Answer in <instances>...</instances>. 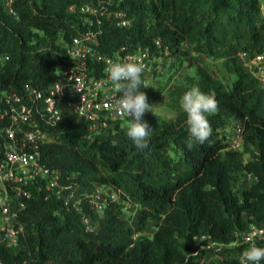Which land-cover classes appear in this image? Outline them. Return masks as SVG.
Returning <instances> with one entry per match:
<instances>
[{
  "label": "trees",
  "instance_id": "1",
  "mask_svg": "<svg viewBox=\"0 0 264 264\" xmlns=\"http://www.w3.org/2000/svg\"><path fill=\"white\" fill-rule=\"evenodd\" d=\"M5 1L0 0V56L5 57L0 92H19L23 86L43 90L68 66L65 44L87 27L83 16L67 8L98 0H10L11 13ZM114 4L107 12L122 11L128 25L117 28L102 18L98 52L140 47L162 56L166 50L171 72L158 87L173 117L158 121L150 149L139 152L125 131L89 140L83 124L64 116L55 128V142L41 147L40 161L60 172L81 212L32 194L20 216L24 235L19 248H0L1 264H201L198 254L192 255L193 238L226 244L248 225H264V63L258 66L261 77L250 66L255 58L264 59V0ZM208 62L232 77L229 84L213 76ZM194 86L219 105L208 116L212 135L204 144L192 141L180 104ZM228 122L242 124L239 151L227 149L220 134ZM241 177L252 179L248 189L235 188ZM102 186L119 190L138 206L132 229L124 226L115 206L102 215L89 211L86 197ZM81 215L93 224L91 232L84 231ZM150 221L152 235L132 239ZM240 249L206 264H234L232 254Z\"/></svg>",
  "mask_w": 264,
  "mask_h": 264
},
{
  "label": "built area",
  "instance_id": "2",
  "mask_svg": "<svg viewBox=\"0 0 264 264\" xmlns=\"http://www.w3.org/2000/svg\"><path fill=\"white\" fill-rule=\"evenodd\" d=\"M122 1L98 0L93 6L68 7V12L76 11L83 16L82 24L86 23L87 27L71 37L64 46L67 68L57 72L55 80L43 90L23 86L19 92H0V120H4L0 127V248L12 251L19 248V239L24 235L20 216L32 194L41 195L43 200L61 202L67 210L70 206L76 213L81 212L79 202L73 200L74 191L62 185L59 171L50 170L41 163L40 152L42 146L55 142V128L64 116L83 124L85 138L89 140L116 131L127 132L128 127L122 126V123H129L130 118L118 116L111 110L118 93L109 81V62H142L146 66L142 79L149 87L141 86L140 91L146 94L147 99L152 95H147L149 88L158 83L156 81L163 72L161 67L166 62V50L162 56H150L147 49L140 47L131 50L120 47L111 55L101 54L97 50L102 18L117 28L128 25L122 11L107 12L109 6ZM4 3L11 13L10 0ZM154 44L160 47L158 41ZM1 59L5 57L0 56ZM148 114H144V121H147ZM229 124L228 133L225 134L227 149L239 151L242 124ZM86 204L95 215H102L105 210L115 206L124 226L132 229L131 221L138 206L119 190L111 186L96 188L86 197ZM79 222L87 233L94 229L86 215H81ZM145 231L134 232L132 239L145 236ZM192 240V255L198 254L197 260L201 264L224 258L227 250L236 247L241 249L232 254L234 264H242L244 251L264 242V225H248L243 232L233 236L231 243L221 244L206 236Z\"/></svg>",
  "mask_w": 264,
  "mask_h": 264
},
{
  "label": "clouds",
  "instance_id": "3",
  "mask_svg": "<svg viewBox=\"0 0 264 264\" xmlns=\"http://www.w3.org/2000/svg\"><path fill=\"white\" fill-rule=\"evenodd\" d=\"M146 66L139 61L109 62L107 72L109 81L118 96L114 98L111 110L118 116L130 118L127 136L133 141L137 151L145 152L150 149L153 129L143 120L146 112H152L147 96L140 91L141 86L149 85L142 79ZM79 90V89H77ZM186 113V123L192 141L204 144L212 135V127L208 116L219 109L218 101L211 95L203 93L198 86L188 90L180 101ZM192 147V143L188 144ZM264 260V247L252 245L242 255V264H261Z\"/></svg>",
  "mask_w": 264,
  "mask_h": 264
},
{
  "label": "rangeland",
  "instance_id": "4",
  "mask_svg": "<svg viewBox=\"0 0 264 264\" xmlns=\"http://www.w3.org/2000/svg\"><path fill=\"white\" fill-rule=\"evenodd\" d=\"M170 59H168L164 65H162L161 69L163 70L162 74L159 77V81L156 84H153L151 86V89L149 90V93H151L152 95L148 97V102L153 105V109L152 112H149V114L147 115V117L150 119V121H148V124L151 126V128L153 129L152 132H154L157 129V123L160 120H166V119H170L173 117V113L168 110L165 105H164V92L162 93L158 87L159 85H162L163 87V79L162 77L169 75V73L171 72L170 70H168V62ZM4 60L1 59L0 63L3 62ZM264 63V59H256L254 61L251 62L250 66L251 67H256V69L258 70V74L261 77L262 76V69H259V65ZM209 64V70L211 71V73L213 74V76L218 77L220 79L221 82L225 83V84H229V82L231 81L232 77L231 76H225L223 74H219L216 70V64L212 63V62H208ZM261 66V65H260ZM192 72V68L189 69L187 71V73ZM217 73V74H216ZM176 84H181V78H177L175 80ZM158 91V92H157ZM157 92V93H156ZM129 123H122V126L124 127H128ZM229 122L227 123V125L224 127V129L220 130V134L225 135L228 133L229 130ZM245 160H247L245 158ZM252 181L251 178H240L239 179V186L235 187V188H239L241 190H245L248 189V186L251 184L250 182ZM155 228V224L154 222L150 221L148 223V227L145 231V236H151L153 231Z\"/></svg>",
  "mask_w": 264,
  "mask_h": 264
}]
</instances>
